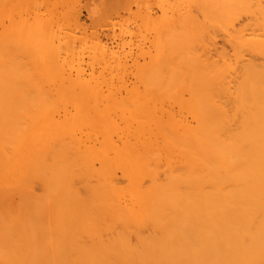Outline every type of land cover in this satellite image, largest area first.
I'll return each instance as SVG.
<instances>
[{
  "label": "bare ground",
  "instance_id": "bare-ground-1",
  "mask_svg": "<svg viewBox=\"0 0 264 264\" xmlns=\"http://www.w3.org/2000/svg\"><path fill=\"white\" fill-rule=\"evenodd\" d=\"M0 264H264V0H0Z\"/></svg>",
  "mask_w": 264,
  "mask_h": 264
},
{
  "label": "rangeland",
  "instance_id": "rangeland-1",
  "mask_svg": "<svg viewBox=\"0 0 264 264\" xmlns=\"http://www.w3.org/2000/svg\"><path fill=\"white\" fill-rule=\"evenodd\" d=\"M84 16L86 17V12H84Z\"/></svg>",
  "mask_w": 264,
  "mask_h": 264
}]
</instances>
